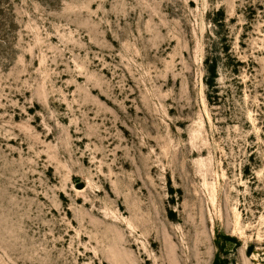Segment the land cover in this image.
Instances as JSON below:
<instances>
[{"label":"rangeland","instance_id":"rangeland-1","mask_svg":"<svg viewBox=\"0 0 264 264\" xmlns=\"http://www.w3.org/2000/svg\"><path fill=\"white\" fill-rule=\"evenodd\" d=\"M0 264H264V0H0Z\"/></svg>","mask_w":264,"mask_h":264}]
</instances>
